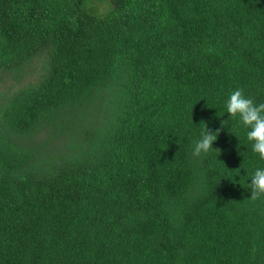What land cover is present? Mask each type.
<instances>
[{
	"label": "trees",
	"instance_id": "16d2710c",
	"mask_svg": "<svg viewBox=\"0 0 264 264\" xmlns=\"http://www.w3.org/2000/svg\"><path fill=\"white\" fill-rule=\"evenodd\" d=\"M237 88L264 0H0V264H264Z\"/></svg>",
	"mask_w": 264,
	"mask_h": 264
},
{
	"label": "clouds",
	"instance_id": "9594fccd",
	"mask_svg": "<svg viewBox=\"0 0 264 264\" xmlns=\"http://www.w3.org/2000/svg\"><path fill=\"white\" fill-rule=\"evenodd\" d=\"M226 113L229 118L239 116L240 124L247 129L246 137L252 145V151L264 160V103L256 104L252 98L246 97L241 88L233 90L226 103ZM225 121L224 123H226ZM204 125V124H203ZM219 135V130L209 132L204 125L200 138L194 142L192 155L199 157L213 151L212 145ZM219 153V149L215 150ZM250 200L264 196V168H259L250 177Z\"/></svg>",
	"mask_w": 264,
	"mask_h": 264
},
{
	"label": "rangeland",
	"instance_id": "374dc122",
	"mask_svg": "<svg viewBox=\"0 0 264 264\" xmlns=\"http://www.w3.org/2000/svg\"><path fill=\"white\" fill-rule=\"evenodd\" d=\"M100 5H101V6H99L98 3H96V4L94 3L93 6H94L95 8H97L96 10H94V9L92 8V4H91V9L89 8V6L87 7V9H88L89 11H92V12L99 11L101 8H102V10H104L105 7L103 6V4L100 3ZM98 13H102V12L100 11V12H98Z\"/></svg>",
	"mask_w": 264,
	"mask_h": 264
}]
</instances>
